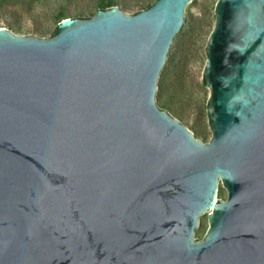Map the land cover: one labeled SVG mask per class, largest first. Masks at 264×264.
I'll list each match as a JSON object with an SVG mask.
<instances>
[{
  "label": "water",
  "instance_id": "obj_1",
  "mask_svg": "<svg viewBox=\"0 0 264 264\" xmlns=\"http://www.w3.org/2000/svg\"><path fill=\"white\" fill-rule=\"evenodd\" d=\"M191 1L0 28V264H264V0L216 4L207 143L155 98Z\"/></svg>",
  "mask_w": 264,
  "mask_h": 264
},
{
  "label": "rangeland",
  "instance_id": "obj_2",
  "mask_svg": "<svg viewBox=\"0 0 264 264\" xmlns=\"http://www.w3.org/2000/svg\"><path fill=\"white\" fill-rule=\"evenodd\" d=\"M156 0H0V28L16 35L51 38L66 19H88L98 10L118 7L134 15L137 8L149 7ZM218 0H192L185 9L184 23L170 47L159 75L156 104L193 133L197 140L209 142L212 130L208 120L209 87L203 80L206 47L216 22ZM109 5H113L108 7ZM105 7L104 9L102 7ZM145 10V9H143ZM227 199L220 180L216 201ZM210 212L200 215L194 232L203 240L209 228Z\"/></svg>",
  "mask_w": 264,
  "mask_h": 264
},
{
  "label": "trees",
  "instance_id": "obj_3",
  "mask_svg": "<svg viewBox=\"0 0 264 264\" xmlns=\"http://www.w3.org/2000/svg\"><path fill=\"white\" fill-rule=\"evenodd\" d=\"M110 6H113V5H109L108 7H110ZM149 7H150V5H149ZM102 8L104 9L105 7L103 6ZM147 8H148V6H147V7H140V6H139V7L137 8V11L135 12V14L138 13V12H140V11H142L143 9H147Z\"/></svg>",
  "mask_w": 264,
  "mask_h": 264
}]
</instances>
